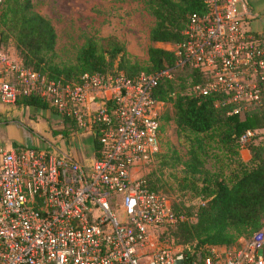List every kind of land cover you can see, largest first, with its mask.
Returning <instances> with one entry per match:
<instances>
[{
    "label": "built area",
    "instance_id": "obj_1",
    "mask_svg": "<svg viewBox=\"0 0 264 264\" xmlns=\"http://www.w3.org/2000/svg\"><path fill=\"white\" fill-rule=\"evenodd\" d=\"M203 8L187 16L173 66L157 71L64 82L0 51L1 102L37 95L94 142L87 165L51 142L0 148V264H264V219L231 247L162 244L164 230L190 220L140 172L160 146L163 103L151 93L174 70H197L189 91L212 95L227 115L264 109V37L245 27L246 0H203ZM253 134L241 133L240 146Z\"/></svg>",
    "mask_w": 264,
    "mask_h": 264
},
{
    "label": "trees",
    "instance_id": "obj_2",
    "mask_svg": "<svg viewBox=\"0 0 264 264\" xmlns=\"http://www.w3.org/2000/svg\"><path fill=\"white\" fill-rule=\"evenodd\" d=\"M146 8L153 17V25L148 30L151 44L146 48L145 67L127 60L124 48L115 39L101 45L93 37L80 45L72 66L58 67L54 62L53 26L33 9L30 0H0V43L10 39L16 59L24 67L64 82H76L82 73L133 76L141 71L172 67L173 51L152 44L179 43L187 16L203 11V0H148ZM114 62L116 71L111 72ZM200 80L197 70L178 68L171 79L160 80L151 93L154 100L169 104L172 109L171 117L159 115V118L164 121L171 118L176 136L184 144L185 160L172 153L182 166L183 180L199 195L200 201L190 213L192 220H183L167 230L176 244L193 249L231 247L238 238L256 231L264 219V142L254 141V133L242 147L238 143L239 135L246 129L264 130V109L227 115L228 106L214 105L212 95L195 96L189 91ZM14 104L41 110L49 107L33 94L19 96ZM240 148L249 155L246 161L240 158ZM208 162L214 166L212 169L205 167ZM147 174L144 178L148 187L158 191L149 183ZM172 209L189 215L188 209L177 211L173 206Z\"/></svg>",
    "mask_w": 264,
    "mask_h": 264
},
{
    "label": "rangeland",
    "instance_id": "obj_3",
    "mask_svg": "<svg viewBox=\"0 0 264 264\" xmlns=\"http://www.w3.org/2000/svg\"><path fill=\"white\" fill-rule=\"evenodd\" d=\"M30 1L33 9L47 18L53 26L56 35L54 62L58 67L72 66L78 48L88 37H93L101 45L108 39H115L124 48L127 60L137 63L140 67L148 65L146 48L151 44L148 40V30L153 25V17L146 8L148 0ZM252 1V10L256 17L249 21V27L260 31L264 29V0ZM152 45L164 50L173 47L172 44L161 42ZM0 51L16 59L10 39L0 43ZM115 67L116 62L113 63L111 72L116 71ZM158 111L161 117L172 115L169 104L162 105ZM37 114L38 118L33 119L31 125L19 117H3L7 123L0 125V145L44 148L47 142H51L54 147L65 146L80 164L91 158L93 140L89 133L74 130L68 122L63 123L60 116L49 107L45 110L37 109L36 116ZM161 117L159 152L148 168H141L140 172L148 173L149 183L168 197L177 211L188 209L189 215L184 214L192 220L190 213L199 205V195L183 180L182 166L176 163L172 153L174 151L181 161L185 160L184 144L177 138L171 118L164 121ZM59 130L61 131L58 133ZM253 132L254 141L263 143L264 130L255 129ZM239 154L244 161L249 158L244 148H240ZM205 167L212 169L214 166L208 162ZM115 214L118 216L120 211L117 209ZM170 233V230H164L158 236L159 241L167 245L176 244Z\"/></svg>",
    "mask_w": 264,
    "mask_h": 264
},
{
    "label": "crops",
    "instance_id": "obj_4",
    "mask_svg": "<svg viewBox=\"0 0 264 264\" xmlns=\"http://www.w3.org/2000/svg\"><path fill=\"white\" fill-rule=\"evenodd\" d=\"M246 2H247V6H248V9H249V12H250V15L245 19V22H246V25H247L246 28H248L251 31H254V32L258 33L261 37H264V29H262L260 31H256V30H253V29H251L249 27V21L251 19H253L254 17H256V15H255V13L252 10L253 1L252 0H246ZM36 113H37V108L23 106V105L17 106V105L14 104V102L13 103H3V102L0 101V125L3 124V123H7V122H5V120H3L4 119L3 117H8V116L19 117L20 119L26 121V123L31 125V122L33 121V119H36V117L38 118V114L36 116ZM12 122H14V121H12ZM17 147L23 148L25 146H20V145H16V146H11V145L5 146V145H3V146H1L0 145V148H17ZM33 148H35V147H33ZM55 149L57 150V152L71 155V153L66 149L65 146H63L62 148L61 147L60 148L55 147ZM93 153H92L91 158L88 161H86L84 163H81V164L87 165L90 162V160L92 159Z\"/></svg>",
    "mask_w": 264,
    "mask_h": 264
}]
</instances>
